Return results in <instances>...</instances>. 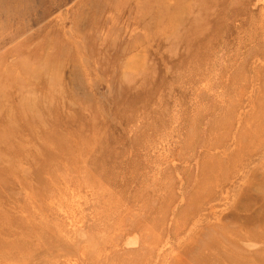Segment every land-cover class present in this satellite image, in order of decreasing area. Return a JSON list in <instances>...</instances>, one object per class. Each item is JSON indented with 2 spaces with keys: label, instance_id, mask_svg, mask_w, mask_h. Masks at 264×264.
Here are the masks:
<instances>
[{
  "label": "rangeland",
  "instance_id": "rangeland-1",
  "mask_svg": "<svg viewBox=\"0 0 264 264\" xmlns=\"http://www.w3.org/2000/svg\"><path fill=\"white\" fill-rule=\"evenodd\" d=\"M0 264H264V0H0Z\"/></svg>",
  "mask_w": 264,
  "mask_h": 264
}]
</instances>
